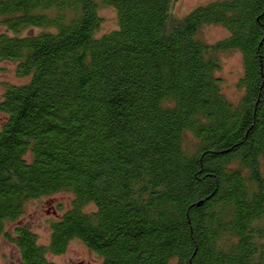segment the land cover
Listing matches in <instances>:
<instances>
[{"label":"trees","instance_id":"obj_1","mask_svg":"<svg viewBox=\"0 0 264 264\" xmlns=\"http://www.w3.org/2000/svg\"><path fill=\"white\" fill-rule=\"evenodd\" d=\"M117 27L97 34L100 7ZM0 0V240L55 264H264V0ZM204 24L228 34L208 43ZM236 50L241 96L223 92ZM60 192L49 240L26 204ZM92 206V207H90Z\"/></svg>","mask_w":264,"mask_h":264},{"label":"rangeland","instance_id":"obj_2","mask_svg":"<svg viewBox=\"0 0 264 264\" xmlns=\"http://www.w3.org/2000/svg\"><path fill=\"white\" fill-rule=\"evenodd\" d=\"M210 1L214 0H174L173 10L177 16H184L196 6ZM98 14L102 21L97 34L108 32L117 27V16L112 7H100ZM3 30L4 27L0 24V32ZM227 34V30L219 24H204L198 31V36L208 43L223 39ZM219 60L220 69L217 74L223 78V92L230 100L237 101L241 96V89L237 86V81L242 74L241 55L236 50L222 51L219 53ZM1 65L4 70L0 72V93L4 81H21L14 72L12 62L3 61ZM70 198V193L60 192L50 197L35 199L26 204L25 214L21 220L30 224L32 230L37 233L39 242L46 243L49 240V221L55 215L54 203L62 202L63 206L67 207ZM48 258L55 264H98L100 262V257L78 239L71 240L63 253L50 254ZM18 260L19 254L16 247L11 242L1 239L0 264H15Z\"/></svg>","mask_w":264,"mask_h":264}]
</instances>
